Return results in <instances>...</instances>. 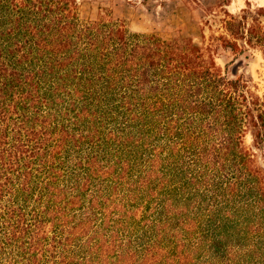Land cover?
Returning <instances> with one entry per match:
<instances>
[{
	"label": "trees",
	"instance_id": "1",
	"mask_svg": "<svg viewBox=\"0 0 264 264\" xmlns=\"http://www.w3.org/2000/svg\"><path fill=\"white\" fill-rule=\"evenodd\" d=\"M229 3L197 44L0 0V264H264V92L216 63H264V8Z\"/></svg>",
	"mask_w": 264,
	"mask_h": 264
},
{
	"label": "rangeland",
	"instance_id": "2",
	"mask_svg": "<svg viewBox=\"0 0 264 264\" xmlns=\"http://www.w3.org/2000/svg\"><path fill=\"white\" fill-rule=\"evenodd\" d=\"M213 0H201V7L186 4L184 0H79L80 17L93 21L98 16L108 15L114 20L122 21L130 32L154 34L162 39L170 40L176 37H189L197 44H202L200 28L206 20L203 7L211 5ZM248 2L252 8H264V0H230L227 10L236 14L245 8ZM239 57L221 53L216 57V63L227 70ZM244 65L237 75H242L259 96L264 92V63L255 52L245 57ZM230 76V75H229ZM249 136L245 144L250 145Z\"/></svg>",
	"mask_w": 264,
	"mask_h": 264
},
{
	"label": "water",
	"instance_id": "3",
	"mask_svg": "<svg viewBox=\"0 0 264 264\" xmlns=\"http://www.w3.org/2000/svg\"><path fill=\"white\" fill-rule=\"evenodd\" d=\"M245 59L244 56H241L235 61L229 71L230 77H235L238 74L239 69L244 65Z\"/></svg>",
	"mask_w": 264,
	"mask_h": 264
}]
</instances>
